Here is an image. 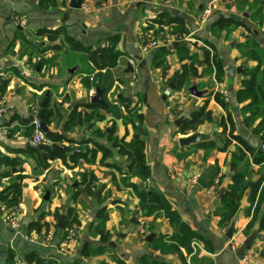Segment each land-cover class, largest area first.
<instances>
[{
    "label": "crops",
    "instance_id": "obj_1",
    "mask_svg": "<svg viewBox=\"0 0 264 264\" xmlns=\"http://www.w3.org/2000/svg\"><path fill=\"white\" fill-rule=\"evenodd\" d=\"M41 1L0 0V74L3 79H9L7 87L0 88V97H5L7 100L6 112L0 116V158L17 161L14 167L0 163V191L9 186L17 177H22L20 201L17 206L11 208L17 213L21 224L19 233H15L4 222L0 203V239L9 246V253L11 252L13 255V263L16 264V259H18L20 264H28L26 257L33 253L47 260L48 263L53 262V264H118L116 259L124 264H136V262L149 264V259L170 264H264V247L262 249L255 247L252 250L253 253H247L248 259L245 263L235 257V251L254 231H258V234L261 235L258 243H264V230L259 229L258 223L252 229L248 228L254 217L253 205L249 204L250 188L258 181H262L260 191L264 187V171L260 173L258 181L255 178V170L261 169L264 164H252L254 173L249 179L250 187L246 190L238 208L241 213H237L233 217L230 226H222L217 210L221 206L223 196L218 198L217 192L221 188L229 190L228 186L233 176L231 160L238 145L233 143L223 153L214 150L208 152L206 149L198 147V144L181 148L179 139L191 134H180L178 127L174 124L177 119L188 118L192 111L207 103L209 109L214 113L215 121L199 126L197 133L210 135L211 140H214L215 134L221 130L217 121L225 117L226 112L210 94L226 93L236 133L253 147L258 148L260 144H258V139L242 124L240 106L236 100V93L243 76L235 73L232 83L227 77L222 83H217L213 77L205 76L203 79L193 82L198 91L208 92L204 98L193 97L188 90V93L183 91L185 92L184 96L169 97L167 102L162 100V86L158 81L161 71L151 68L154 55L159 50H154L147 55L141 52V47L150 38H156V34L152 30H147L150 22L158 20L161 14H167L184 21L185 31L188 35L191 34V40L208 42L215 49L217 48L226 69L237 70L243 66L250 68L255 66L254 62H246L245 59H242L237 48V45L249 40V36L244 30H240L243 28L233 30L229 34L225 32L226 35L222 39L215 41L212 25L218 18L223 17L242 21L249 29L257 32L256 36L260 35V38L263 39L264 18L261 25L256 23L255 29H252L251 23L254 25L251 19L253 11L251 14H247L240 9L243 8L245 0H223L222 5L217 3L213 17L206 25H201L200 18L205 7L203 4L209 0H197L196 7L195 4L192 5V0H82L80 10L70 9V0H45L43 5ZM224 1L231 7L228 8ZM16 17H24L25 24L18 26L15 22ZM19 27H22L26 33L19 31ZM39 30H61V32L56 35L55 41H50L48 35H37ZM169 31L172 29L165 28V32ZM65 35L79 42L84 48L94 49H98L99 45L102 47V44L107 42L106 39L115 37L117 40L116 49L121 54L120 59L126 57L127 60L124 59L123 62L120 60L116 68L97 71L93 75L77 74L80 70V65H77L79 70L74 74H71L70 70L75 67H67V73L58 76L62 53L66 51ZM148 35L150 36L148 37ZM230 35L232 36L230 39L233 41L229 45L226 38ZM240 36H242V40L234 41V38ZM186 43L192 53L201 54V48L196 46V42ZM28 47L30 51H26ZM29 52L36 55L33 62L36 58L43 62L39 73H37L36 67L27 64L26 54ZM170 52L172 53L167 56L166 60L167 74L171 77L179 70L180 64L177 61V51L171 50ZM47 63L51 65H47ZM128 65L134 68V73H126ZM14 70H17L19 75H15ZM97 85L101 89L107 90L104 101L108 108L99 106L97 110L102 112L105 120L92 121L90 124H96L97 129L103 130L111 122L112 128L115 129L114 136L124 142L132 140V137L136 135L134 127L138 126L135 121L131 122V118L129 121L126 120L128 112L124 107V99H131L137 103L139 96L144 97L145 108L144 111H141L144 116L142 128L147 135L142 136L140 140L145 142L146 163L151 172L148 190L161 193L171 207L179 213L184 223L211 242L212 251L206 249L201 242L191 243L192 251L190 252L182 249L181 254L184 260L178 254L154 251L152 242L162 236H171L174 233L173 228L163 213L145 217L137 195L140 192H132L128 187V180L123 182L118 178L116 181H111V177L105 176L106 169L99 168L100 172L96 171L93 174L96 180L93 197L82 194L85 187L83 179L80 183H74L72 191H69L68 195L61 199L53 193L54 189H50V185L56 180L71 177L72 174L78 172V168H72L74 165L71 152L67 153L64 150V147L73 149L72 144L66 141L50 143L44 137L45 142L42 145H56L62 148L66 152L67 163L56 158V153L52 154L50 158L42 159L40 152H31L30 148L26 147L28 137H34L39 131L34 125H23L21 119L30 113L37 114L38 105L49 94L48 111L54 110L56 106L62 116V120L56 118V115L50 119V122L47 123L50 130L60 133V137L75 143H81L91 138L94 140V147H90L89 150H96L97 144L104 145V143L100 139L96 140L90 137L92 129L75 126L69 132L64 129V126L71 112L77 110L78 113L89 114L93 111L84 106L91 104L90 100L95 94ZM60 96L64 99L62 100ZM114 96L116 98L112 103ZM158 102L163 103L164 108H161L156 114L153 107H156ZM31 107L33 108L30 109ZM111 130H107L108 134L111 133ZM136 137L138 135L135 136V139ZM91 143V141L83 143L87 144L83 146H90ZM106 143H109L107 138ZM85 152L83 151V154ZM114 152L117 154L116 151ZM98 154H101V158L103 157L102 152L99 151ZM211 159H214L213 168L215 166L218 173L213 177L211 174L209 185L213 186L217 178L220 182L219 189L214 193L209 188L203 189L197 182H192L194 177L201 175L211 164ZM248 159L252 162L250 156ZM109 160L105 164L112 165L108 163ZM78 161L80 164L83 163L90 167L83 159ZM47 165L48 167L45 168ZM37 166L42 170L38 171ZM123 166L127 167L125 164ZM111 168L113 172L119 171L116 168ZM125 172L121 171L119 174L126 178L123 174ZM130 182L139 184L136 178H131ZM45 187L51 190L47 201L44 200L46 191L43 190ZM76 191H80L81 196L77 201H74L73 195ZM61 206H65L62 212V215L65 216L63 231L58 228L59 223L56 221ZM104 207L107 208L108 215L106 229L110 231L113 238L103 244V247H111L113 251L101 255L91 253L84 256L83 248L93 242L89 237L88 230L97 221L98 211ZM69 209L73 210V214L67 219L66 213ZM134 215H136V223L132 222ZM140 218L146 220L147 234L144 236L138 235L140 227L138 220ZM69 223H72V228L68 227ZM232 225H234V231L232 238L229 239L227 232ZM50 231L55 234L52 244L45 242ZM69 231H74L75 240L66 251H62L63 239ZM153 234L156 237L151 242H147L146 239ZM99 246L100 244L96 245L93 242V248Z\"/></svg>",
    "mask_w": 264,
    "mask_h": 264
},
{
    "label": "trees",
    "instance_id": "obj_2",
    "mask_svg": "<svg viewBox=\"0 0 264 264\" xmlns=\"http://www.w3.org/2000/svg\"><path fill=\"white\" fill-rule=\"evenodd\" d=\"M54 3V1H53ZM41 4H45V0L41 1ZM263 12L262 5L257 7L252 13V21L261 25L262 18L259 20L254 19L259 14ZM156 28V29H155ZM165 28H171L172 31H169L170 35L178 40L174 43L172 48L163 47L159 48L158 52L155 53L154 58L151 62V68L159 69L161 71V81L165 82L166 85L172 81L175 76H178L177 92L186 91L188 93L189 88L193 85V82L199 79H203L205 76H211L217 83H222L226 78V68L221 59L220 54L217 52L215 47L206 42L212 52L205 48H201V54L192 53L187 47V43L181 41L183 37L187 36L188 33L185 31V23L179 18L170 17L167 14L159 15L158 20L150 22V25L147 27V30L161 33L162 35L156 34V38H165L164 36L168 35L165 32ZM238 28H243L248 31L252 36L251 39L246 43H241L237 45L241 58L245 59L246 62H254L255 66L246 67L241 73L243 79L240 81V87L236 93V100L240 106V112L242 115V124L243 126L251 132V134L256 137L259 143L264 142V48L260 41L255 37L253 31L249 29L242 21H236L231 18H218L212 25L213 33L223 32L231 33L233 30ZM60 31H49V30H39L37 35H48L51 39L50 41H55L56 35ZM150 35H148L149 37ZM64 45H66V51L62 53L61 57V66L58 71V76L66 74L69 68H74L77 65H80V70L77 72L79 75H93L97 71H102L106 69L116 68L119 62V56L121 55L117 49L116 44L117 40L115 37L106 39L109 43V47H101L99 45L98 49L94 48H84L79 42L73 40L72 38L65 35ZM101 43V42H100ZM171 50L177 51V61L180 64V68L176 71L170 78L167 77V56L172 52ZM212 53V54H211ZM199 55H202L201 57ZM34 53L29 52L26 54L27 64L33 65L37 69L38 62H43L41 59L36 58L33 62ZM15 75H19L17 70H14ZM165 80V81H164ZM63 96V94H62ZM60 96L63 100L64 97ZM214 98V101L218 103L226 112L225 117L218 119L217 124L221 130L215 134L214 140H209L203 143L198 144V147L206 149L208 152L214 150L218 153H223L228 150L233 143L238 145L237 150L233 153L231 160V170L233 176L228 186V191L223 194L221 199V206L218 208L217 213L220 216L222 226H230L233 219V214L238 211L240 206V201L244 196L246 190L250 187L249 179L252 177V164L262 165L264 164V155H259L257 153V148L253 147L246 139L241 135L236 133V128L234 121L229 112L228 104L222 96V93H212L210 94ZM132 102L131 99H124V107L128 113L133 110L129 108V104ZM85 108L92 109L93 111L99 109L98 105L87 104ZM56 115V118L62 120V116L59 112V109L55 106L54 110H49L48 108L44 109V119L46 123L50 122V119ZM93 115H91L92 117ZM87 113L77 112V110L71 112L68 120L65 122L64 129L66 131H72L75 126H82L91 118ZM98 120V119H97ZM105 120V117L102 116L98 121ZM138 126L134 127L136 133L139 136H146V131L142 128L144 122V116L141 112H137L135 120ZM215 116L214 113L209 109L208 104L205 103L200 108L192 111L190 116L182 122L181 126L178 127L179 133L182 135L195 134L198 131L199 126L205 123H214ZM115 129L112 128L111 133H106L107 141L110 143L111 148L116 151L117 155L126 158L127 167L126 172L123 173L128 180V187L131 188L132 192L137 193L140 200V208L143 211L145 217L156 216L160 213H163V216L168 220L170 226L173 228L174 233L171 236H162L158 239H155L152 242L154 251H160L169 254H178L181 259L183 256L181 254L182 249L190 252L191 243L201 242L205 245L206 249L213 250L211 242L205 237L198 234L195 230L191 229L186 223H184L179 213L174 210L167 199L159 192L148 190V180L150 179L151 172L146 163V145L145 142L133 138L130 142H124L117 137H115ZM72 143L73 141L65 139L64 137H59L55 142ZM64 150L67 153L72 154L73 149L69 147H64ZM31 152L38 153L30 148ZM102 152L103 157L102 161L105 162L113 155V151L109 148L104 147L101 144L96 145V150H91L92 157L96 156L98 152ZM248 156H252V162L248 159ZM56 158H60L63 162L67 163L66 155L56 153ZM72 162L74 165L77 164L79 159H86V155H76L72 154ZM16 160H9L7 158H0V163H6L10 166L16 165ZM106 165V164H105ZM109 166V165H106ZM48 165L45 167L47 168ZM110 167L116 168L119 171H123L120 167L115 165H110ZM44 168V169H45ZM216 167L214 166L212 177L216 175ZM136 178L139 181V184L142 183L144 186L140 188L139 184L131 183L130 179ZM212 180V178H211ZM83 185H85L82 194L85 196H94V191L96 186L94 185L96 180L94 176L85 175L83 178ZM124 182V181H123ZM262 181H258L251 187L250 200L252 204L260 198L263 203L264 200V187L260 191ZM21 189H22V177H17L14 181L11 182L9 186L0 191V203L1 207L14 208L18 205L21 198ZM149 193L151 196L149 197ZM81 196L80 191H76L73 195V200L77 201ZM60 213H57V216ZM73 214V210L69 209L66 213V218ZM258 212L253 217L248 228L252 227L258 223L259 229L264 230V215L258 218ZM97 221L93 224L92 233L98 234L99 231L106 228V222L108 219L107 208H101L96 217ZM113 251L111 247H108V251ZM89 247L86 245L83 248V255L88 256ZM103 254V253H102ZM26 260L29 264H53V262L48 263L47 260L41 258L36 254H30L26 257ZM184 260V259H183ZM118 264H124L120 260H115ZM149 264H170L160 262L154 259L148 260ZM184 262V261H183ZM6 264L13 263V255L10 252L8 254V259Z\"/></svg>",
    "mask_w": 264,
    "mask_h": 264
},
{
    "label": "rangeland",
    "instance_id": "obj_3",
    "mask_svg": "<svg viewBox=\"0 0 264 264\" xmlns=\"http://www.w3.org/2000/svg\"><path fill=\"white\" fill-rule=\"evenodd\" d=\"M210 1V0H209ZM209 1H206L205 3L206 4H208V2ZM223 1V0H222ZM219 2V4L221 3V5H222V3L223 2ZM197 2V0H192V5H194L195 4V7H196V3ZM226 1H224V3H225ZM264 3V0H245V4H244V6H243V8L241 7L240 9L244 12V13H247V14H251V12L253 11H255V10H257V7L260 5V3ZM233 3V2H232ZM203 4V3H202ZM201 4V5H202ZM206 4H203V6L204 5H206ZM225 5L228 7V8H230L231 7V5L230 4H228L227 2L225 3ZM263 6V12L261 13V14H259L257 17H255L254 19H258L259 20V18L261 17L262 19L264 18V5H262ZM193 9V8H192ZM252 16V15H251ZM253 17V16H252ZM254 23V25H252V23H251V27H252V29H255L254 28V26H255V24L257 23V21H256V23L255 22H253ZM251 29V28H250ZM240 30H244V29H240ZM154 32V34H158V35H162L161 33H157L156 32V30H154L153 31ZM244 32L249 36V40L251 39V34L248 32V31H246V30H244ZM167 34L168 35H166V36H164V37H168V38H170V39H175L174 37H172L171 35H170V33L169 32H167ZM224 35H226L225 34V32H223V33H221L220 35H219V33H213V39L215 40V41H219L220 39H222L223 37H224ZM232 36L230 35L229 37H227L226 38V40H228V44L230 45V43L233 41L232 39H230ZM158 38V37H157ZM256 38L259 40V39H261L260 38V35H258V36H256ZM161 39V38H160ZM240 40H242V36H240V37H238V38H234V41H240ZM246 40H248V39H246ZM260 41V40H259ZM247 42V41H246ZM245 42V43H246ZM204 44H206L205 42H204ZM109 47V46H108ZM30 48L28 47V48H26V51L28 50V51H30L29 50ZM217 49V48H216ZM218 51V50H217ZM219 52V51H218ZM35 53H37V52H35ZM36 55L34 54V57H35ZM120 58H121V55L119 56ZM119 58V61L121 60L122 62L124 61V59L125 60H127L126 59V57H124V59H120ZM132 62V61H131ZM47 65H51V64H49V63H47ZM32 67H34V63H33V65H32ZM112 74V73H111ZM114 75V74H113ZM168 78H170V76H168V74H167V77H166V79H168ZM159 83H160V85L162 86V95L164 94V91L167 89V86H168V84L166 85V83H164L163 81H161V77L159 78ZM157 84V83H156ZM154 85H155V83H154ZM154 85H152V86H154ZM178 93V92H177ZM176 93H174V94H172V96L173 95H175ZM117 95V94H116ZM177 97H179V96H177ZM115 98H116V96H114V98L112 99V103H114V101H115ZM169 97H167V99H168ZM174 98H176L175 96H174ZM167 102L169 101V100H166ZM227 102V104H228V107H230V102H228V100L226 101ZM133 105V106H132ZM129 108L130 109H132L133 108V110L132 111H130V113H128V118H126V120H128L129 121V118H131V122L132 121H134L135 120V117H136V114H137V112H141V111H144V108H145V104H144V97H142V96H139L138 97V102L137 103H134L133 101L129 104ZM154 108V110H156V114L158 113V111L161 109V108H164V104L163 103H161V102H158V105L155 107H153ZM89 117H91V115H93L89 120H88V122H86L85 124H83L82 126L83 127H89V129L91 130V136L90 137H92V138H94V139H100V141H103V143H104V147H107V148H109V149H111L113 152H114V150L111 148V146H110V144L109 143H106V133H108V131H110L111 129H112V123L110 122V123H108V125H106L104 128H103V130H99V129H97L96 128V124H90L92 121H95V122H98V120H99V118H101L102 116H104L103 114H102V112H100L99 110H95V111H91L89 114ZM105 117V116H104ZM98 119V120H97ZM88 125H90V126H88ZM111 127V128H110ZM108 130V131H107ZM79 131H81V129H79ZM70 132V131H69ZM138 134L136 133V135H134L133 137H132V139L133 138H135V136H137ZM142 136H139L138 135V139L140 140V138H141ZM92 142L91 143V145L90 146H83V145H87V144H83V143H87V142ZM93 142H94V140H92L91 138L89 139V140H86V141H84V142H81V143H75L74 141L71 143L72 144V148L73 149H76V150H74V151H72V154H76V151H77V154L76 155H86V159L84 160L85 161V163L86 164H88L90 167H87V165L85 166L83 163L82 164H80L79 163V161L77 162V164L76 165H74V166H72V168H78V172L77 173H74V174H72V176L71 177H64V178H62V179H60V180H56L54 183H52L51 185H50V189H54L53 190V193L56 195V197L57 198H64L65 197V195H68V192L69 191H72V186L74 185V183H80V181H82V179L84 178V176L85 175H88L89 176V178H90V176H92L93 174H95V172L96 171H99V168H101V169H106V171H105V173H106V175L105 176H108V177H111L110 178V180L111 181H116L118 178L121 180V181H126L127 180V178H124V177H122L119 173L121 172V171H117V170H115L114 172H113V169L110 167V165L109 166H106V165H108V164H106L105 165V163H106V161L105 162H103L102 161V158H101V154L99 155H96L95 157L93 156L92 157V153H91V151L89 150L90 149V147H94L93 146ZM258 144H259V142H258ZM94 150V149H93ZM83 151H86L84 154H83ZM251 158H253L252 156H251ZM110 160V162H108V163H111L112 165H115V166H118V167H120V169L121 170H123V171H126V167H124L123 165L125 164V165H127V163H126V159H125V157H121V156H119V155H117V154H115V152H114V154L111 156V158H109ZM253 160V159H252ZM98 168V169H97ZM37 169H38V171L39 170H42L41 169V167H39V166H37ZM256 171V175H255V178L257 179H259V176H260V173L261 172H263L264 171V165L263 166H261V169H256L255 170ZM100 172V171H99ZM252 172H253V169H252ZM115 173H116V175H115ZM254 173V172H253ZM56 177V176H55ZM254 178V177H253ZM258 179H257V181H258ZM123 184H125V183H123ZM78 185V184H77ZM58 188V189H55V188ZM49 188H47V187H45V189L43 190V191H49L50 192V194H51V190H50ZM81 190V189H80ZM45 193V192H44ZM260 202H261V200H260V198L258 197V199L252 204L253 205V215L255 216V214L258 212V214H259V219H260V217L261 216H263L264 215V200H263V203L262 204H260ZM249 204H251V200H250V203ZM242 205H243V203H242ZM242 205H241V208H242ZM249 207H250V205H249ZM249 207H248V209H249ZM61 210L58 212V213H60L58 216H56V221L59 223V218L60 217H62V212L64 211V209H65V206H61V208H60ZM240 210V209H239ZM237 211L235 214H233L234 216L237 214V213H241V211ZM242 213H243V210H242ZM61 215V216H60ZM233 216V217H234ZM74 221H76V220H74ZM69 226V228H72V223H69L68 224ZM77 227H79V226H77ZM74 229V228H73ZM90 233H91V231H92V228H90V230H88ZM89 233V237H90V239L91 240H93V242H95V244L97 245V244H100V246L99 247H97V248H93V242H91L89 245H88V247H89V253L91 254V253H94L95 255H101L102 253L103 254H105V253H108L109 251H108V246H106V247H103V244H106L111 238H113V236H112V234L110 233V231L108 230V229H104V230H101V231H99V233L98 234H96V233H91L90 234ZM110 253V252H109ZM29 264V263H28Z\"/></svg>",
    "mask_w": 264,
    "mask_h": 264
},
{
    "label": "water",
    "instance_id": "obj_4",
    "mask_svg": "<svg viewBox=\"0 0 264 264\" xmlns=\"http://www.w3.org/2000/svg\"><path fill=\"white\" fill-rule=\"evenodd\" d=\"M262 5H264V3H262ZM69 8L73 9V10H80L82 8V0H70L69 3ZM19 31H23L24 33H26V31L22 28L19 27L18 28ZM254 35H257L256 31H253ZM260 43L262 44V47L264 48V39H260ZM41 62H38V67H37V73L40 72L41 69ZM246 68V66H243L241 68H238L237 70L234 69H226V77L228 78V80L230 81V83H232V80L234 79L235 73L241 74L244 69ZM79 70V67H75L74 69L70 70L71 74H74L75 72H77ZM126 73H134V68L130 65L127 66L126 69ZM178 76H175L172 81L169 83V85L167 86V89L164 91V94L162 96V100L166 101L167 97H171L172 94L177 93V84H178ZM8 81L9 79H3L0 76V88H6L8 85ZM106 89H101L98 85L96 86V91L95 94L92 96L90 102L92 105H98L101 106L102 108H108V105L106 104V102L104 101V95L106 93ZM264 91V90H263ZM189 93L196 98H204L208 92L207 91H198V88L193 85L192 87L189 88ZM145 101H146V97H145ZM49 103V94L46 95V98L44 99V101L42 103H40V105H38L39 111L37 114H27L25 115L21 121L23 123V125L26 126H32L34 125L36 127V129L41 132L45 139L50 142V143H54L59 137H60V133L57 132H53L50 130L48 124L46 123L45 119H44V109L47 108ZM33 107H31L30 109H32ZM184 121V118L181 117L179 119H177L175 121V126L180 127L182 122ZM136 139H138V137H136ZM211 140V136L210 135H203L200 133H195V134H191L187 137L181 138L179 139V146L181 148L184 147H190L193 145H197L206 141ZM27 148H31L34 151H38L41 153V157L42 159L45 158H50L52 154L54 153H59L62 155H66V152L60 148L59 146H49V145H42V144H37L34 141V137L33 136H29L28 137V144L26 145ZM257 153L259 155H264V142L260 143L258 148H257ZM211 164L204 170V172L200 175L197 184L203 188V189H208L209 188V179L210 176L212 174L213 171V163H214V159L210 160ZM143 184H140V187H143ZM225 189L221 188L218 192H217V197L221 198L223 196V194L225 193ZM97 196V193H96ZM151 196V193H149V197ZM50 197V192L47 191L45 196H44V200L47 201L49 200ZM133 223H136V215H134L133 218ZM58 228L60 230H64L65 229V216L62 215V217L60 218L59 224H58ZM233 231H234V225H232L228 232H227V238L231 239L232 235H233ZM156 235H150L146 241L147 242H151L153 240V238H155ZM261 239V235L258 234V231H254L248 238L247 240L235 251V257L237 260L242 261L243 257L252 250L254 244ZM8 254H9V246L7 244H4L2 242V240L0 239V264H6V261L8 259ZM136 264H139L138 262H136Z\"/></svg>",
    "mask_w": 264,
    "mask_h": 264
},
{
    "label": "built area",
    "instance_id": "obj_5",
    "mask_svg": "<svg viewBox=\"0 0 264 264\" xmlns=\"http://www.w3.org/2000/svg\"><path fill=\"white\" fill-rule=\"evenodd\" d=\"M222 0H211L208 2V4L205 5V7L203 8V11L201 13V25H206L210 20L211 18L213 17V12H214V9H215V5L219 2H221ZM15 22L18 26H23L25 24V18L24 17H20V18H15ZM262 33H263V39H264V21H263V28H262ZM181 41L183 42H196V46L198 48H205L207 50H209L210 52L211 49L206 46V44H204V42H201V41H195V40H191V34L183 37L182 39H180ZM178 42V40L176 41V39H170L168 37H165V38H161V39H156L155 37H152L150 38L142 47H141V52L145 55L153 52L154 50H157L159 48H165V47H170L172 48V46L174 45V43ZM109 46V43H103L102 44V47H108ZM212 54V53H211ZM132 64V62H131ZM1 76V74H0ZM185 92L181 91V92H178L175 94L176 95H180V96H184ZM223 98L225 99V101L228 100V95L226 93H223L222 94ZM6 109H7V100L5 99V97H0V116L2 114H4L6 112ZM34 141L35 143L37 144H43L45 142V139H44V135L42 133H36L35 136H34ZM200 175H197L196 177H194L192 179V182L193 183H196L197 180L199 179ZM219 185H220V182H219V179L217 178L215 183L212 185H210L209 189L211 192H215L219 189ZM1 210L4 214V222L6 223V225L11 229L13 230L15 233H19L20 232V227H21V224L19 222V219H18V216H17V213L13 210V209H9V208H6V207H1ZM139 224H140V227H139V230H138V235L139 236H144L147 234V228H146V220L144 218H140L138 220ZM54 232L53 231H50L48 232L47 236H46V239H45V242L48 243V244H52V241L54 239ZM75 240V233L74 231H69L65 238L63 239V250L62 251H66L67 248L70 246V244ZM256 249H262V247H264V243H258V241L254 244L253 248ZM252 248V250H253ZM252 250L248 253H253ZM248 259V256L245 255L243 257V260L241 262L245 263ZM16 264H20L19 263V260L16 259Z\"/></svg>",
    "mask_w": 264,
    "mask_h": 264
}]
</instances>
